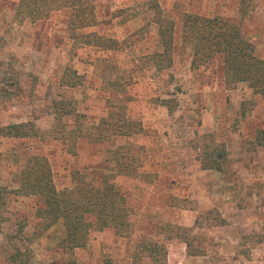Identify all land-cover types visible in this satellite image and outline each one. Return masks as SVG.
I'll return each instance as SVG.
<instances>
[{"label":"rangeland","instance_id":"obj_1","mask_svg":"<svg viewBox=\"0 0 264 264\" xmlns=\"http://www.w3.org/2000/svg\"><path fill=\"white\" fill-rule=\"evenodd\" d=\"M83 1L94 6L96 22L78 32L128 40L123 49L71 38L68 8L30 17L21 0H0V126L33 122L40 130L37 138L0 139V185L7 189L0 264H12L17 253L21 264H152L141 250L148 242L167 248L168 264H264V148L255 146L264 99L245 83L228 84L219 57L194 70L182 39L185 15L221 18L238 24L264 60V0H253L246 17L239 0ZM153 4L175 26L173 65L163 71L140 63L162 51ZM68 68L82 78L78 86L64 84ZM112 111L143 131L115 144L74 139ZM118 146L130 148L136 178L119 172ZM216 147L224 148V172L201 173L199 157ZM36 154L48 158L58 191L75 188V173L98 187L107 176L128 211L129 233L94 231L85 248L68 253L60 245L62 222L46 228L40 199L18 193ZM186 240L203 256H185Z\"/></svg>","mask_w":264,"mask_h":264},{"label":"trees","instance_id":"obj_2","mask_svg":"<svg viewBox=\"0 0 264 264\" xmlns=\"http://www.w3.org/2000/svg\"><path fill=\"white\" fill-rule=\"evenodd\" d=\"M240 12L246 17L252 7L253 0H239ZM68 8L71 18L68 31L71 38L103 50L118 51L127 45L128 40L119 41L108 39L98 34H80L81 30L92 27L96 22L94 6L83 0H21L22 13L30 17L42 14L45 8ZM154 20L159 26V42L162 51L140 58L154 66L158 71L168 70L173 65L174 52V22L162 16L159 5L153 4ZM79 31V32H78ZM78 32V33H77ZM183 42L192 50V68L215 57L222 60V70L226 82L234 85L245 83L256 96L264 99V60L256 56V48L242 33L240 26L221 18H207L199 15H185L183 23ZM71 74V76H68ZM78 73L68 68L64 84L69 87L78 86L81 82ZM70 106H63L65 115L71 114ZM143 131L140 122L128 121L122 112L112 111L93 126L90 131L79 128L74 139L87 138L98 143L112 142L122 137H130ZM40 130L33 122L0 126V139H30L37 138ZM256 147L264 148V130L257 134ZM114 161L119 172L127 177L138 176L135 159L131 156L130 148L118 146L114 151ZM202 170L223 173L226 158L224 148L217 147L213 152L200 156ZM75 188L58 191L53 178V171L48 158L44 155H32L21 174V184L18 193L26 196H36L42 207L38 216L45 220L46 228H52L62 222L65 228V238L61 246L72 253L75 249L85 248L90 234L94 231H104L112 228L117 236L123 237L131 228L128 211L123 199L108 177L101 180V186H95L80 173L74 174ZM7 189L0 185V213L6 207ZM188 255L201 257L203 252L193 250L191 243L186 240ZM141 250L152 264H168L167 248L159 243H143ZM20 253L10 258L12 264L18 261ZM136 260V259H135ZM134 260L133 264H137ZM68 264H76L71 261Z\"/></svg>","mask_w":264,"mask_h":264},{"label":"crops","instance_id":"obj_3","mask_svg":"<svg viewBox=\"0 0 264 264\" xmlns=\"http://www.w3.org/2000/svg\"><path fill=\"white\" fill-rule=\"evenodd\" d=\"M201 173H207V171H203L202 169H201ZM189 175V174H188ZM207 193V197H208V199L207 198H205V199H207V200H210V201H213V200H211V198H209V193H208V191L206 192ZM205 193V194H206ZM177 211H179V212H183V214H185L184 212H186L187 214L190 212L191 213V215L193 214L192 213V211H182L181 209H177ZM181 246H183V253L185 254V256H188L189 258H197V257H191V256H189L188 255V253L186 252V249H187V244L186 243H184L183 241L181 242ZM184 246H185V248H184Z\"/></svg>","mask_w":264,"mask_h":264}]
</instances>
